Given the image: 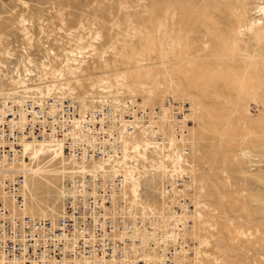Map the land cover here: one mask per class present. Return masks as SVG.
<instances>
[{
    "label": "rangeland",
    "instance_id": "1",
    "mask_svg": "<svg viewBox=\"0 0 264 264\" xmlns=\"http://www.w3.org/2000/svg\"><path fill=\"white\" fill-rule=\"evenodd\" d=\"M260 1L0 0V91L52 90L77 98L81 111L101 91L160 107L159 129L174 144L145 152L144 163L139 151L135 163L183 171L195 206L186 263L264 264V77L245 90L217 80L249 63L263 68ZM167 98L183 105L178 118L188 113L187 135L175 133ZM51 161L49 175L29 172ZM61 168L49 152L26 163L35 217L59 212ZM155 172L139 178L140 194L160 209L171 179Z\"/></svg>",
    "mask_w": 264,
    "mask_h": 264
},
{
    "label": "built area",
    "instance_id": "2",
    "mask_svg": "<svg viewBox=\"0 0 264 264\" xmlns=\"http://www.w3.org/2000/svg\"><path fill=\"white\" fill-rule=\"evenodd\" d=\"M3 103L0 98V159L20 156V141L32 136L59 142L67 157L75 161L116 158L121 155L122 136L134 129L132 120L148 123L155 116L154 110L128 104L118 111L112 102L105 101L102 110L85 113L77 127L78 107L71 98L35 97L21 104L7 99ZM172 112L181 114L176 104ZM22 183V176L4 182L5 191L17 207L24 202ZM120 186L117 176L104 179L95 172L72 176L62 182V213L53 219L15 215L0 202V264H175V255L187 247L179 237L181 223H169L174 239L164 250L159 248L160 231L153 232L150 227L146 245L139 235L129 237L135 227L119 214ZM188 207L183 198L173 206L176 211ZM138 223L137 228L141 226ZM118 230L129 234L113 238L112 233ZM155 243L156 259L128 257L133 245L141 253L140 247L146 246L143 252H147Z\"/></svg>",
    "mask_w": 264,
    "mask_h": 264
},
{
    "label": "bare ground",
    "instance_id": "3",
    "mask_svg": "<svg viewBox=\"0 0 264 264\" xmlns=\"http://www.w3.org/2000/svg\"><path fill=\"white\" fill-rule=\"evenodd\" d=\"M217 1V0H216ZM258 8V12H261V14L264 15V0L260 1L259 4L256 6ZM217 12V10H216ZM260 31L259 34L264 35V28L259 27ZM259 35V39H260ZM262 56L264 57V51H262ZM240 71V72H239ZM258 76L264 77V66L263 68H259L257 66H254L251 68V65L247 67H243L241 69H236V72L232 75H225L223 77H218L217 80H219L220 84H227V83H234L236 84V90H245L247 86L252 84L255 80H257ZM52 90L47 91L44 94L40 95H26L23 94L21 91H13V92H3L0 91V98L4 100L11 99L12 101H15V103L21 104L23 100L27 98H71L75 100L78 107V114L79 116L75 119L76 126H79V123L84 116L85 113H94L95 111L102 110L101 103L105 101H110L115 106L116 110H123L126 105L136 106L141 109L148 108L150 109V112L154 110L155 116L154 118H151V120L148 123H144L141 121H134V129L125 137L122 136V147H121V155L116 158H108L103 160H90V161H75L73 159H70L65 154V151L63 149V146L59 142L54 141H41L35 136H32L30 139H23L20 141V156H14V157H3L0 159V202L7 207L10 211H12L15 215L23 216V215H29L31 217H35L31 211L28 212V207L26 206V192H27V182H28V171L25 169L26 163L28 161L37 159L44 153H51L58 158L61 162H65L68 166V168H61L58 174H62V180L60 181L59 187L57 189V204L60 207V210L58 213L50 212V213H42L40 218H49L53 219L58 217L62 213V199L59 197V191L60 187L62 185V182L72 176H76L85 172H92V173H100V176L104 179L113 178V177H119L120 178V188L118 191V194L121 198V210L119 211L120 216H122L124 219L131 221L132 224L134 223V231L132 233H127L124 230H118L115 233H112L113 238L122 239L124 236L133 237L139 235L144 242V245L146 241H148L147 233L150 229L153 230V232L160 231L162 237H161V245H159V248L161 250H164L167 246V242L169 240H173V232L169 231V223L178 221L181 223V232L179 234V237L183 242L186 243L187 247L185 249H182L181 252L175 255L174 262L175 264H187L186 263V256L188 255L189 258H191L193 251L191 249V240L188 236V231L190 230L191 226L193 225V220L191 219V214L193 213L195 206L192 201V194L189 192L188 189H185V180L183 175V171H180L179 169H173L169 170L163 165L162 160L160 165H149V168H147L144 164L141 166L137 165L135 163L136 159L135 157L138 156V152L142 151L143 153H140V159H142V163L146 161V153H156L157 151H169L171 150L170 144H174V137L172 138L171 142L169 140L170 137H167L162 129H159V124L157 121L159 120V116L161 115V108L160 107H149L144 104H142L141 101H137L138 97L135 96L134 93H127L124 94V92L121 93L120 98L114 97L112 95H109L106 91H101V95L95 96L91 95L90 101L92 104V107H88L89 109L85 111H81L79 107L78 99L74 96L72 97H63V96H56L53 95ZM120 91L118 90L117 93ZM53 95V96H52ZM96 99V100H95ZM168 99V100H167ZM165 104L169 107V117L172 119L175 123V133L178 136L187 135L188 133V126L189 123H187L188 118L186 114H182L181 117H177V115L172 112L173 105L176 104L178 113H182V104L175 103L171 98H167ZM171 99V102L169 100ZM82 103H80V106ZM94 105V106H93ZM85 107V106H84ZM189 112V109H188ZM121 121L123 123L126 122V118L122 116ZM107 140V139H105ZM157 156V155H155ZM165 156V155H164ZM157 158V157H156ZM166 158V157H165ZM149 160V159H148ZM158 161V160H157ZM164 161V160H163ZM172 162V160H170ZM53 161L46 162L44 165H36L31 171L29 172L33 173V176L41 175V174H50V166ZM149 162V161H148ZM151 163L153 162L150 161ZM155 162V161H154ZM159 164V163H158ZM178 168V167H177ZM160 171L162 177L168 176L171 179L170 184H165V186L161 187L162 192L161 196L159 197L160 200V209H154L152 207H148V204L143 199L142 195L140 194L141 190V184L139 182V178H142L144 175L146 176L147 173L153 174L155 171ZM175 170V171H174ZM178 171V172H177ZM177 173V174H175ZM185 173V172H184ZM156 174V172H155ZM185 175V174H184ZM15 176H22L23 177V183L21 186V192L24 198L23 206L17 207L14 203V200L7 194L5 191L4 182L6 179L15 177ZM152 176V175H151ZM187 176V175H186ZM150 177V175H149ZM161 178V177H160ZM178 180V181H177ZM43 184L45 187L51 186V183L47 179H43ZM163 185V184H162ZM184 185V187H183ZM146 186V184H145ZM176 186L178 188H176ZM43 187V186H40ZM183 187V188H182ZM162 197V198H161ZM164 198V200H163ZM187 199V203L189 204V207L185 209H180L179 211L175 210L173 206L178 205L179 199ZM165 203H164V202ZM153 203H157L153 201ZM158 204V203H157ZM140 205V206H139ZM32 214V215H30ZM138 222H141V226L137 228ZM173 238V239H172ZM183 238H185L183 240ZM143 245V246H144ZM140 247V249H145ZM158 245L155 243V246L152 247V249L148 250L147 252H141L138 251L139 249L136 248L134 245L131 247L132 252L130 256L133 259L135 258H142V259H148V260H154L157 258L156 249ZM130 259V258H129Z\"/></svg>",
    "mask_w": 264,
    "mask_h": 264
}]
</instances>
